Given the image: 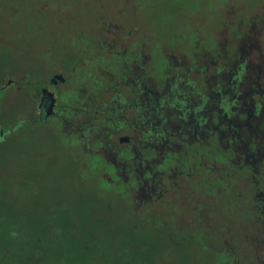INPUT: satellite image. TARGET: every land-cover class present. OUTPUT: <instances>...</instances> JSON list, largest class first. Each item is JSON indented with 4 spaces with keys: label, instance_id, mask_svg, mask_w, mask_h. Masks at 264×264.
Segmentation results:
<instances>
[{
    "label": "flooded vegetation",
    "instance_id": "obj_1",
    "mask_svg": "<svg viewBox=\"0 0 264 264\" xmlns=\"http://www.w3.org/2000/svg\"><path fill=\"white\" fill-rule=\"evenodd\" d=\"M142 7L14 8L9 36L0 24V105L11 95L16 122L55 127L111 205L154 223L161 264H264L262 7L237 19L228 8L211 39L175 27L157 42L170 48L152 45ZM27 42L40 62L23 66L14 43Z\"/></svg>",
    "mask_w": 264,
    "mask_h": 264
},
{
    "label": "rangeland",
    "instance_id": "obj_2",
    "mask_svg": "<svg viewBox=\"0 0 264 264\" xmlns=\"http://www.w3.org/2000/svg\"><path fill=\"white\" fill-rule=\"evenodd\" d=\"M28 1L0 0V24L7 36L12 32L11 23H14L10 18L12 10L22 7ZM142 1L145 7H142L140 21L151 33L152 45L155 47L166 45L170 48L172 43L157 42L172 39L168 38V35L174 32L175 27L180 31L179 39L184 40L182 36H186L189 28L186 24H192L194 29L206 33L204 39H211L212 29L218 26L221 15L230 7L234 10V19L241 14L246 16L257 7H262L260 11L264 12V0ZM182 22L185 25L181 24ZM189 35L194 39V34ZM28 39L30 43H35V38ZM14 44L18 47L17 55L14 56L19 58L23 66L31 64L33 60L40 62L36 55L30 52L28 42ZM196 44L202 46V43ZM2 80L4 81V78L0 77V83ZM13 99L9 95L6 105H0V129L5 130L6 136L5 140L0 141L1 200L33 217L42 215L50 207L60 210H86V206L89 211H96L102 219L103 225L99 221L102 230L99 228L98 232L106 238L121 239L120 231L125 229L139 240H155L152 229L154 223H144L136 227L135 225L140 224L137 223L139 220H130L124 205L115 201L112 203L113 207H107L106 202L110 200L103 195V190H108V187L94 175L87 173L80 157L73 153L71 146L55 127L29 124L25 121L16 122L24 111L16 108L14 111L6 109L13 103ZM99 264H110V260L107 258Z\"/></svg>",
    "mask_w": 264,
    "mask_h": 264
},
{
    "label": "trees",
    "instance_id": "obj_3",
    "mask_svg": "<svg viewBox=\"0 0 264 264\" xmlns=\"http://www.w3.org/2000/svg\"><path fill=\"white\" fill-rule=\"evenodd\" d=\"M47 209L33 217L0 199V264H99L107 258L110 264H161L155 240H139L125 229L121 239L106 238L98 232L102 219L86 206Z\"/></svg>",
    "mask_w": 264,
    "mask_h": 264
}]
</instances>
